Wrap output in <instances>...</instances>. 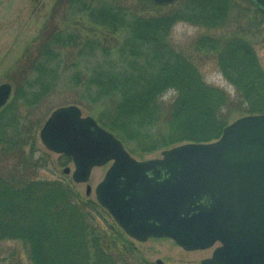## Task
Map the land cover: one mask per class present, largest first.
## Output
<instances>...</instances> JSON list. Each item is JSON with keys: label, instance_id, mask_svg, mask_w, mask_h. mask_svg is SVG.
<instances>
[{"label": "trees", "instance_id": "1", "mask_svg": "<svg viewBox=\"0 0 264 264\" xmlns=\"http://www.w3.org/2000/svg\"><path fill=\"white\" fill-rule=\"evenodd\" d=\"M152 1L57 0L54 16L61 7L75 27L48 33L28 58L32 81L25 80L0 110V243L21 241L32 264H118L126 256L138 260L136 248L104 207L81 196L71 180L39 176L46 166L25 153L32 133L25 130L28 118L21 110L37 107L56 92L68 69L74 68L68 86L83 88L72 104L100 110L95 115L99 124L134 156L211 143L229 125L230 96L207 84L194 58L178 51L170 34L181 21L211 30L224 27L234 0H183L152 16L137 10L136 5L151 6ZM78 22L83 29L74 30ZM85 25L95 30L87 33ZM119 34L122 42L115 44ZM222 40L208 36L199 47L216 54L220 70L236 87V113L264 114L260 57L246 40ZM113 51L120 60L111 59ZM170 91L176 96L167 110L162 101ZM69 162L70 157L60 156L59 164ZM96 217L107 227L99 226Z\"/></svg>", "mask_w": 264, "mask_h": 264}, {"label": "water", "instance_id": "2", "mask_svg": "<svg viewBox=\"0 0 264 264\" xmlns=\"http://www.w3.org/2000/svg\"><path fill=\"white\" fill-rule=\"evenodd\" d=\"M250 1L264 13V0ZM11 95L10 84L0 86V109ZM40 139L71 157L75 169L64 174L76 184L112 163L95 196L129 237L169 238L187 251L220 243L203 264H264V114L239 118L217 141L180 145L144 161L77 105L55 110Z\"/></svg>", "mask_w": 264, "mask_h": 264}, {"label": "rangeland", "instance_id": "3", "mask_svg": "<svg viewBox=\"0 0 264 264\" xmlns=\"http://www.w3.org/2000/svg\"><path fill=\"white\" fill-rule=\"evenodd\" d=\"M181 1L183 0H178L176 3ZM143 3L135 5L137 10L144 15L165 14L171 10L169 5L154 4L149 6L148 2ZM56 4L57 0H0V86L3 84L12 86V95L8 103L13 100L17 88L25 80L32 81L33 76L29 74L30 65L28 66V58L36 55L35 50L48 33L57 27L61 29L64 27L73 29L75 27L76 22L73 19H71L69 25L70 18L67 20L66 17H63L62 12L64 10L61 7L58 8L60 14L54 16V11L57 13ZM255 9L249 0H234L233 12L224 27L211 30L200 25L181 21L172 28L170 34L177 50L194 58L193 61L199 67L207 84L225 91L230 96V107L228 108L230 114L229 124L242 117L236 113L239 108L236 87L225 78L220 70L216 54L207 49H201L199 42L208 36L223 39L222 41L225 44L237 39L246 40L253 45L257 56L260 57L264 66V21ZM83 25L78 22L74 30L82 28ZM85 27L88 28L87 33L95 30L94 28L91 29L89 25H85ZM96 31L99 32L100 30L96 29ZM115 37V44H121L123 36L119 34ZM88 54L90 53L86 52V55ZM103 56L102 54L101 59L104 61ZM92 57L90 56L89 58ZM120 58L118 51L112 52L111 59L120 60ZM33 61L32 63H34ZM84 61L89 63V60L85 58ZM94 62L95 58H92L91 63L93 64ZM73 69L71 71H68L70 70L68 69L63 74L65 82L60 83L59 89L49 98H46L37 107L23 108L21 110V116L27 114L25 118H28L25 130L32 133V135H28V139H31V141L28 142V146L25 148L26 152H24L39 160L40 167H47L41 170L39 176L46 179L60 178L71 180L79 194L86 197H88L86 195L87 185H90L92 194L89 198L95 200V189L104 180L112 163L95 168L87 184H76L71 174L65 175L63 173L66 167H70L74 171L73 163L69 162L63 166L59 164L60 156L49 151L40 139V132L45 122L60 107L77 105L81 108L84 117L92 116L96 120L95 115L101 112L97 109L89 111L82 105L72 104L77 99L76 97H80L83 91L81 87L70 88V85L68 86V77L70 74H74ZM23 70H27L26 76V71ZM175 96L176 94L173 91L167 93L162 101L163 108L168 110ZM132 156L137 160L144 161L160 157L161 153L146 155L142 158ZM95 221L99 226L107 227V222H104L103 219L96 217ZM127 239L136 248L138 255L136 254L135 256L138 257V260L130 257L129 261H127L126 256L118 264H157L158 260H161L164 264H203L204 260L213 256V251L217 247L186 251L168 238H149L145 242H138L129 236ZM0 264L32 263L24 243L21 241H4L0 243Z\"/></svg>", "mask_w": 264, "mask_h": 264}, {"label": "bare ground", "instance_id": "4", "mask_svg": "<svg viewBox=\"0 0 264 264\" xmlns=\"http://www.w3.org/2000/svg\"><path fill=\"white\" fill-rule=\"evenodd\" d=\"M61 156V155H60Z\"/></svg>", "mask_w": 264, "mask_h": 264}]
</instances>
